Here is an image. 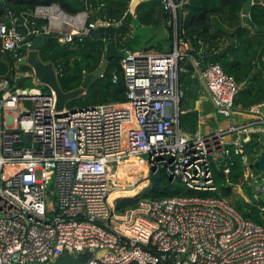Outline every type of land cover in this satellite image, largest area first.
I'll list each match as a JSON object with an SVG mask.
<instances>
[{
  "label": "built area",
  "instance_id": "2783aa9c",
  "mask_svg": "<svg viewBox=\"0 0 264 264\" xmlns=\"http://www.w3.org/2000/svg\"><path fill=\"white\" fill-rule=\"evenodd\" d=\"M78 1L83 8L74 13L57 3L8 9L0 21V51L19 65L21 50L28 52L38 35L66 44L115 26V38L128 14L136 18L133 0L120 18L107 15L104 0ZM161 1L175 23L184 0ZM127 37H119L123 102L57 110L52 89L17 84L30 72L39 84L32 69L0 78V264H49L61 255L85 256L83 264H264V225L243 217L214 184V170L231 150L242 154L246 174L251 164L243 144L252 134L260 135L259 143L264 136L261 104L250 108L251 121L234 123L239 83L219 63L201 69L189 57L227 124L182 131L179 74L186 43L175 32L172 50L159 53L131 50ZM117 79L114 73L112 82ZM129 160L144 165L146 174L165 169L193 194L144 199L117 211L116 198H108L116 181L110 171Z\"/></svg>",
  "mask_w": 264,
  "mask_h": 264
},
{
  "label": "trees",
  "instance_id": "16d2710c",
  "mask_svg": "<svg viewBox=\"0 0 264 264\" xmlns=\"http://www.w3.org/2000/svg\"><path fill=\"white\" fill-rule=\"evenodd\" d=\"M91 1L96 3V0ZM104 1L107 15L120 18L130 0ZM244 2L245 0H184L176 9L174 23L171 13L164 9L161 0H142L135 7L136 18L128 14L123 19L122 25L117 28L114 45L117 49H121L119 37L127 34L132 24L158 26L163 21L168 35L163 43H159L157 52L172 50L176 32V37L188 46L186 49L188 56L184 60L189 57L198 60L201 69L210 63H219L226 73L235 78L239 83V89L233 100L234 109L246 112L251 107L264 102V32H253L242 23L241 12ZM50 3H57L71 13L83 8V4L78 0H0V21L5 19L8 9L19 13L22 10L33 9L38 4ZM102 15L99 13L96 16ZM249 16L254 25L264 28V0L250 7ZM141 40L139 34H134L127 37L124 44L131 50H142L139 49L143 44ZM163 44H166V49L162 48ZM149 49L150 47L147 46L143 51ZM104 50L105 40L94 39L89 35L82 41L74 43L62 44L57 41L47 43L39 48L38 55L43 62H53L57 70L59 86L67 92L80 86L84 73L93 72L100 65ZM21 54H25V51L21 50ZM184 60L180 61V65L184 66ZM16 65L17 60L9 52L0 51V78L14 76L18 70L31 71L28 64L21 63L17 68ZM114 73L118 75L115 83L112 82ZM195 75L194 69L179 74V82L184 88L185 96L181 102L178 124L185 132H194L198 122L197 110L190 109ZM11 79L14 80V77ZM17 84L23 86L24 78L17 79ZM42 90L48 91V88L43 86ZM125 94L126 87L119 59H110L103 73L92 80L85 92L66 104L68 107L74 105L81 107L123 102ZM259 137V134H252L243 144V152L250 159L258 151H261L260 157L264 154V136H261V143L257 139ZM241 155L234 154L231 150L229 157L221 162L220 168L214 170V184L217 192H220L243 217L264 225V197L254 192L248 184L252 182V178L245 177ZM256 164L258 165V162ZM224 169H228V172L224 173ZM139 173L145 175L146 169H142ZM148 178L149 184L136 195L117 197L114 201L115 209L122 212L128 207L135 206L140 200L192 193L181 182L171 181L168 172L163 168L149 173ZM237 186L245 189L243 194L246 199L232 196V190ZM118 195L122 193L116 196Z\"/></svg>",
  "mask_w": 264,
  "mask_h": 264
},
{
  "label": "water",
  "instance_id": "95a60500",
  "mask_svg": "<svg viewBox=\"0 0 264 264\" xmlns=\"http://www.w3.org/2000/svg\"><path fill=\"white\" fill-rule=\"evenodd\" d=\"M260 1L261 0H245L243 9L241 12L242 23L246 25L247 27H249L253 32H260V31L264 32V28L254 25V23L252 22L249 16L250 7L254 3H260ZM133 4H134V0H133ZM115 31H116L115 26L97 27L91 31L90 36L92 38L105 40V50H104L103 59L100 65L93 72L85 73L83 75L81 84L78 88L67 91V92L63 91L61 87L59 86L53 62L52 61L43 62L41 61L38 55V50L42 45H45L47 43L56 42V38L52 36H48V35H38L33 39L31 44L27 46L28 55L25 58L24 62H26V64H28L31 67L36 79L38 80L41 86L50 88L55 92L57 110H60L61 108H63V106H65L68 101L75 99L78 96L82 95L87 89V87L90 85L92 80L95 77H99L103 73L105 65L110 59H120L121 58L122 56L121 51L117 49L114 45ZM184 67H185V70L193 69L190 62H187L184 65ZM199 82H200L199 78L197 76H193L194 88L191 93L190 108L194 107L195 98L199 90ZM260 109L264 111V105H261ZM23 139H24V144L26 146L31 145L29 142L30 140L29 134H24ZM33 146L36 147L37 145L34 144ZM258 166L264 175V154L259 158ZM154 171H155V168L152 167L150 169V172L154 173ZM170 179L172 181L171 176H170ZM69 258L72 259L68 255H61V256H58L55 260H53L49 264H73V262ZM14 264H20V263H14ZM79 264H83V263H79Z\"/></svg>",
  "mask_w": 264,
  "mask_h": 264
},
{
  "label": "crops",
  "instance_id": "0c3cea01",
  "mask_svg": "<svg viewBox=\"0 0 264 264\" xmlns=\"http://www.w3.org/2000/svg\"><path fill=\"white\" fill-rule=\"evenodd\" d=\"M142 0H134V9L137 6V4ZM139 26V27H137ZM134 34H139V36L142 38L141 41H143L139 49H144V47H150V52H157L159 50V43H163V40L168 35L166 26L164 22L162 21L158 26H145V25H136L132 24V28L127 33L129 37L133 36ZM187 43H186V49H187ZM163 49H166V44H163ZM165 51V50H164ZM190 62L189 59H187L184 63V65ZM194 69V67H193ZM195 71V69H194ZM196 73V72H195ZM197 74V73H196ZM196 76V75H195ZM261 105H264V102L261 103ZM190 109H196L198 112V122L196 130L204 133L205 131H212L217 126H224L219 121V115L215 113L214 107L212 105V102L210 100V96L207 93L206 89L204 88L203 84L199 82V90L197 93V99L195 100V104L193 108ZM250 110V109H249ZM248 112H241V113H247L249 118L245 119L244 121H234V123L242 124L247 123L248 121H251L254 117L251 113ZM217 117V118H216Z\"/></svg>",
  "mask_w": 264,
  "mask_h": 264
},
{
  "label": "rangeland",
  "instance_id": "374dc122",
  "mask_svg": "<svg viewBox=\"0 0 264 264\" xmlns=\"http://www.w3.org/2000/svg\"><path fill=\"white\" fill-rule=\"evenodd\" d=\"M28 52L25 53L24 56V60L27 57ZM25 63L26 62H22ZM24 82L26 84V88L28 90L30 89H39L42 90L43 86L39 85V84H35L32 80V73L30 72V74H28V77L26 79H24ZM67 105V104H66ZM77 106L78 105H74ZM72 106V107H74ZM248 112V111H246ZM250 116H248L247 113H241L238 112L236 114L233 115V120L234 121H244L245 119L249 118ZM217 118V117H216ZM219 121L222 125H226V118L225 117H221L219 116ZM261 151H258L254 154L253 157H251V159L249 160V163L251 164L250 167L247 168V172L245 174V177H251L252 178V182H248L249 185H251V187L253 188V191L262 195L264 197V176L263 173L261 172V170L259 169V166L256 164V162H258L259 157H260ZM37 176H39V172H37ZM132 179H130L127 182V185L125 186V191L123 192H130L133 191V193H122V195H118L117 197H126V196H133L136 195L137 193H139L140 191H142V189L144 187H146L149 184V174H145V175H141V173H139L138 175H136V172L131 174ZM120 183V180H119ZM130 190V191H129ZM244 191L245 189L243 188H239L238 186L233 188L232 190V196L238 199H246V197L244 196ZM193 194V192L191 193ZM182 195H190V194H182ZM263 219H264V214H263ZM69 257H71L72 259H70L73 264H79V263H84L85 261V256L82 255H68Z\"/></svg>",
  "mask_w": 264,
  "mask_h": 264
},
{
  "label": "bare ground",
  "instance_id": "6f19581e",
  "mask_svg": "<svg viewBox=\"0 0 264 264\" xmlns=\"http://www.w3.org/2000/svg\"><path fill=\"white\" fill-rule=\"evenodd\" d=\"M142 169H146L144 165L139 164L135 160H129V161H122L120 162L117 167H115L113 170H111V174L115 176V185L113 186V189L109 193V200H112L114 196H116L119 193H132L130 192H123L125 191V186L127 185V182L132 178L131 174L136 172V175L139 171ZM111 175V176H112ZM120 180V183H119Z\"/></svg>",
  "mask_w": 264,
  "mask_h": 264
}]
</instances>
